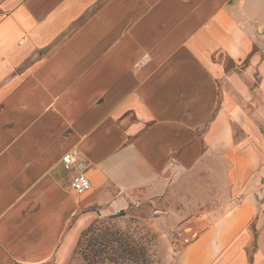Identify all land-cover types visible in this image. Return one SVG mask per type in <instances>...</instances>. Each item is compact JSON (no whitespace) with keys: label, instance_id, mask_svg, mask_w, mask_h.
Segmentation results:
<instances>
[{"label":"crops","instance_id":"1","mask_svg":"<svg viewBox=\"0 0 264 264\" xmlns=\"http://www.w3.org/2000/svg\"><path fill=\"white\" fill-rule=\"evenodd\" d=\"M119 214L264 264V0H0V264Z\"/></svg>","mask_w":264,"mask_h":264},{"label":"rangeland","instance_id":"2","mask_svg":"<svg viewBox=\"0 0 264 264\" xmlns=\"http://www.w3.org/2000/svg\"><path fill=\"white\" fill-rule=\"evenodd\" d=\"M164 239L152 220L119 214L83 229L71 252L48 264H174L181 245Z\"/></svg>","mask_w":264,"mask_h":264},{"label":"built area","instance_id":"3","mask_svg":"<svg viewBox=\"0 0 264 264\" xmlns=\"http://www.w3.org/2000/svg\"><path fill=\"white\" fill-rule=\"evenodd\" d=\"M63 161L65 162L66 166L69 167L72 164V155L67 153L63 157ZM72 185L79 194H84L92 188V183L85 174H79L76 176Z\"/></svg>","mask_w":264,"mask_h":264}]
</instances>
